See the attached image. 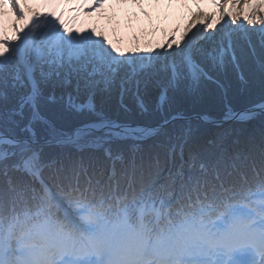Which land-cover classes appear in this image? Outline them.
Wrapping results in <instances>:
<instances>
[{"label":"snow or ice","instance_id":"obj_1","mask_svg":"<svg viewBox=\"0 0 264 264\" xmlns=\"http://www.w3.org/2000/svg\"><path fill=\"white\" fill-rule=\"evenodd\" d=\"M250 61L264 0H0V264H264V136L223 128L264 101L169 111Z\"/></svg>","mask_w":264,"mask_h":264},{"label":"trees","instance_id":"obj_2","mask_svg":"<svg viewBox=\"0 0 264 264\" xmlns=\"http://www.w3.org/2000/svg\"><path fill=\"white\" fill-rule=\"evenodd\" d=\"M154 39L162 40L160 36H156ZM214 79H218L219 83L206 81L197 93L176 94L171 101L169 111H184L189 115L199 113L209 116L212 120H220L228 108L234 112L264 101V72H261L252 61L242 64L239 71L229 70L226 74L214 77ZM123 103L127 107V115L132 121L141 124L151 123L158 97L152 95L145 99L148 112L143 114H141L137 102L131 98H126ZM108 105L113 114L123 113L121 99L118 95L108 101ZM73 123V118L68 117L65 130H70ZM201 126L210 132L218 130L216 125L204 122H201ZM223 128L231 131L233 135H239L242 138L253 137L259 142L261 136H264V114H258L247 121H228L223 124ZM151 142L148 140L144 143Z\"/></svg>","mask_w":264,"mask_h":264},{"label":"rangeland","instance_id":"obj_3","mask_svg":"<svg viewBox=\"0 0 264 264\" xmlns=\"http://www.w3.org/2000/svg\"><path fill=\"white\" fill-rule=\"evenodd\" d=\"M225 19H227V18H225ZM210 20H211V15H210V13H209V15H208V19H207V21L206 22H210ZM224 23V21L222 20L221 21V24H223ZM220 25H217V27H219ZM144 33H147L148 35H147V38L149 37V35L151 34V29L150 28H145L144 29ZM133 35H143V33H133ZM161 35H162V37H163V39H164V37H165V34L164 33H161ZM167 38H171V36L169 35ZM142 41H134V40H132L131 39V36H128V37H125V46H127V45H129V44H133V43H141ZM142 44V43H141Z\"/></svg>","mask_w":264,"mask_h":264},{"label":"water","instance_id":"obj_4","mask_svg":"<svg viewBox=\"0 0 264 264\" xmlns=\"http://www.w3.org/2000/svg\"><path fill=\"white\" fill-rule=\"evenodd\" d=\"M251 108H253V106H251V107H247V108H245V109H242V110H240L239 112H236V113H244V112H246L248 109H251ZM264 114V112H260L259 111V109H256V114ZM235 120V119H234ZM230 121V120H229ZM227 122V121H226ZM205 123H207V124H212V123H210V122H205Z\"/></svg>","mask_w":264,"mask_h":264}]
</instances>
